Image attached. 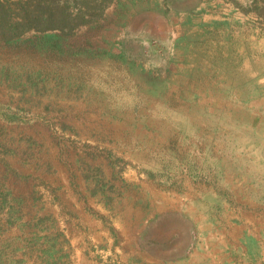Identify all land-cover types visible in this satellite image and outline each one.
Returning <instances> with one entry per match:
<instances>
[{"label":"rangeland","instance_id":"1","mask_svg":"<svg viewBox=\"0 0 264 264\" xmlns=\"http://www.w3.org/2000/svg\"><path fill=\"white\" fill-rule=\"evenodd\" d=\"M234 176L264 192V0H0V264H134Z\"/></svg>","mask_w":264,"mask_h":264},{"label":"crops","instance_id":"2","mask_svg":"<svg viewBox=\"0 0 264 264\" xmlns=\"http://www.w3.org/2000/svg\"><path fill=\"white\" fill-rule=\"evenodd\" d=\"M235 178V185L242 182L248 195H240L236 204L224 201L212 218L193 208L189 211L187 204L185 210L183 205L167 210L166 214L179 217L180 224L165 227L164 246L155 245L157 231L150 218L134 238V264H264V200L252 194L264 192L246 176ZM148 230L153 238L150 248L142 245Z\"/></svg>","mask_w":264,"mask_h":264}]
</instances>
